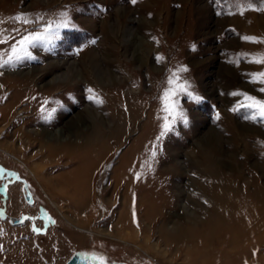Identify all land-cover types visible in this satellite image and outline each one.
<instances>
[{"label":"rangeland","instance_id":"rangeland-1","mask_svg":"<svg viewBox=\"0 0 264 264\" xmlns=\"http://www.w3.org/2000/svg\"><path fill=\"white\" fill-rule=\"evenodd\" d=\"M62 12L73 26L31 49L35 59L0 68V207L27 218L0 221V264H64L87 250L127 264H264V122L231 110L233 92L264 99L247 75L264 71L250 62L264 54V11L241 15L236 0H0V32L12 38L0 53ZM182 67L198 99L179 97L187 123L157 142L160 97ZM80 115L97 118L108 148L48 147L57 160L43 162L9 150L22 128L67 136ZM160 226L199 241L168 242Z\"/></svg>","mask_w":264,"mask_h":264},{"label":"snow or ice","instance_id":"snow-or-ice-1","mask_svg":"<svg viewBox=\"0 0 264 264\" xmlns=\"http://www.w3.org/2000/svg\"><path fill=\"white\" fill-rule=\"evenodd\" d=\"M132 3H136V0H132ZM236 8L242 15L246 10L264 11V4H262L261 7L255 8L253 7V0H236ZM15 19L23 24L33 23V21L20 16ZM0 23H2V21H0ZM71 26L73 25L67 13L62 12L60 13V19L58 21L49 20L41 27V30L27 32L19 40L12 43L7 52L0 53V68L11 67L14 69L25 60L35 59L31 49L39 44L51 43L53 40L59 38L60 29H67ZM9 39L12 38L6 37L3 32H0V44L8 43ZM244 39L256 43L262 42L255 37H244ZM5 56L7 58H4ZM156 59L157 62H159L162 58L157 57ZM250 62L264 65V54L253 57ZM182 71H187V69L183 67L179 68L168 77L167 87L163 90L160 97L163 116L160 117L162 123L160 125L161 131L157 137V142L161 141L169 133H172L178 121L185 124L187 123L185 113L179 103V97L183 95L193 100L198 99V97L190 91L188 82L181 79L179 73ZM247 75L249 76L248 82L262 85L259 91L264 93V71L248 73ZM87 91L91 94L88 97L89 100L95 103H102V101L94 95L93 89H88ZM231 95L240 97L236 105L231 109L233 112L244 111L245 120L264 122V99H258L255 96L241 91L233 92ZM51 116L52 112H49L46 119H50ZM217 118H219L218 113ZM155 154V151H153V156H155ZM92 261L93 264H107L104 257L96 256L95 254L92 255Z\"/></svg>","mask_w":264,"mask_h":264},{"label":"bare ground","instance_id":"bare-ground-1","mask_svg":"<svg viewBox=\"0 0 264 264\" xmlns=\"http://www.w3.org/2000/svg\"><path fill=\"white\" fill-rule=\"evenodd\" d=\"M83 58H84L83 61L86 60V62H84V66H86V67H87V65H90L94 69L98 65L97 63H98L99 58L96 57V55L92 51H89L88 53L86 52V54H84ZM58 65H59V62L58 63L54 62V63H51L50 66H48V67L54 68V67H57ZM35 70L36 69L33 68L32 72H34ZM105 73L106 72H104V70H103L102 71L103 78L105 76ZM34 74H35V72H34ZM27 75L29 77V74H27ZM109 76H110V79L114 82L115 75L113 76V73L112 74L109 73ZM28 77H27V79H28ZM47 84L49 86H53L54 82H48ZM53 87L55 88V86H53ZM82 117L83 116L80 115L76 118L75 122H73V125L70 126V128H69L70 133H68L67 136L65 134L64 129H60L57 131H48V130H44V129L34 130V131H25L22 128L18 132L13 134V137H12L13 142L10 143V145L8 146L9 150L12 152L16 151V152L24 155L26 157V159H29V161H31L32 159L42 161L43 157H44V159H48L49 161H55V160H57L56 155H54V153H49V151H46V150H49L48 147L52 148L54 146H61L64 144H67L68 146H83L85 144H93V145H98V146L106 145V147L108 148L110 146V143H109L108 139L106 140V135H104L102 132L103 130L92 127V125H93L92 123L94 121H96L95 119H97V118L95 117L91 121L88 122L85 118H82ZM116 143H119V142H116ZM17 144H19L20 146H18ZM23 148L25 149L24 152L21 151ZM32 149H37V151L34 152L32 156H30V151ZM42 152L43 153L46 152V155H43ZM56 183L59 185L61 184V183H58L57 180H56ZM72 190L76 193L79 191L78 194H80V190H78L77 188L76 189L72 188ZM86 192H87V190H86ZM173 230H174L173 232L170 231L171 233L166 232L164 227L160 226L161 236L163 238L165 236V238L168 240V242H169V240L178 241L179 243H183L184 245L190 246V244L193 245L198 240L196 238L197 234H195V233L193 234L192 232H190L189 228H183L182 229V228L176 227ZM210 237L211 236H208L206 239L208 244L211 241ZM180 245L182 246V244H180ZM186 253L189 254L190 252L187 251ZM201 254H202V256L206 255L207 250L204 249Z\"/></svg>","mask_w":264,"mask_h":264},{"label":"flooded vegetation","instance_id":"flooded-vegetation-1","mask_svg":"<svg viewBox=\"0 0 264 264\" xmlns=\"http://www.w3.org/2000/svg\"><path fill=\"white\" fill-rule=\"evenodd\" d=\"M7 175V174H6ZM6 175L4 174L3 176H2V178H4V177H6ZM1 178V179H2ZM0 179V180H1ZM22 191L24 192V193H27V191H28V187H26V186H22ZM2 216H5V219L4 220H8V222H9V224H11V225H18V224H22V223H24L25 221H26V217L25 216H19L18 218H16V217H11V216H9V217H7V215H6V212H5V210H4V208H1L0 207V221H1V217ZM92 252H88V250L87 251H75V252H73V254L70 256V257H72V256H77V257H79V258H81V259H83V260H85L86 261V264H93V261H92ZM69 257V258H70ZM107 261V264H127L126 262H122V261H117V260H113V259H108V260H106ZM65 264V263H64Z\"/></svg>","mask_w":264,"mask_h":264},{"label":"water","instance_id":"water-1","mask_svg":"<svg viewBox=\"0 0 264 264\" xmlns=\"http://www.w3.org/2000/svg\"><path fill=\"white\" fill-rule=\"evenodd\" d=\"M4 174H5V170L0 165V179L2 178ZM24 196L26 197V200L29 203V195L27 193H24ZM4 219H5V216H2L1 220H4ZM65 264H86V261L77 256H72L65 262Z\"/></svg>","mask_w":264,"mask_h":264}]
</instances>
